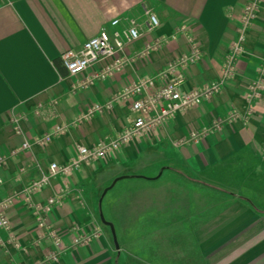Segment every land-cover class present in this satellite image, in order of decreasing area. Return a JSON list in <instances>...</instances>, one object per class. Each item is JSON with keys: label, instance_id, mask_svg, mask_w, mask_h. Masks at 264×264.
Segmentation results:
<instances>
[{"label": "crops", "instance_id": "0c3cea01", "mask_svg": "<svg viewBox=\"0 0 264 264\" xmlns=\"http://www.w3.org/2000/svg\"><path fill=\"white\" fill-rule=\"evenodd\" d=\"M246 1L0 0V199L11 196L5 214L16 242L0 231L7 241L0 244V264L43 258L55 249L47 229L56 232L61 245L46 264H161L145 254L146 243L153 240L161 243L149 247L153 251L178 243L187 250L190 243L201 264H261L264 84L251 101L245 91L264 60V0L233 73L217 93L140 131L105 156L57 174L28 194L24 190L51 161L64 162L78 144L94 145L129 123V100L112 98L125 84L157 75L188 51L179 24L202 50L199 59L172 71L183 76L180 88L218 78ZM145 9L155 14L157 26L147 28ZM115 17L119 27L133 19L139 36L114 56L68 74L60 54L79 47L99 28H111ZM115 58L123 60L119 70L93 77ZM109 99L108 108L85 114L93 103ZM63 125L45 142L20 146ZM229 166L236 167V186L213 184L212 178ZM49 196L57 200L41 227L31 204ZM94 229L96 237L71 245L76 233Z\"/></svg>", "mask_w": 264, "mask_h": 264}, {"label": "built area", "instance_id": "2783aa9c", "mask_svg": "<svg viewBox=\"0 0 264 264\" xmlns=\"http://www.w3.org/2000/svg\"><path fill=\"white\" fill-rule=\"evenodd\" d=\"M261 0H247L238 16L236 33L230 41L223 60L219 68V76L216 79L205 81L204 83L181 89L180 83L183 76L179 73L172 74L178 66L194 62L202 55L201 46L195 37L189 33L184 23L177 26L179 32L186 33L188 51L182 54L174 61L168 63L166 67L157 75L142 76L125 84L112 99L129 100V107L132 117L129 123L119 131L115 132L107 139H102L94 145L78 144L75 155L64 161H51L47 169L39 174L37 178L29 181L24 190L28 194L31 191L47 184L55 175L66 174L76 168L83 162H89L106 155L108 151L118 148L127 143L133 136L142 130L153 128L167 119L171 118L174 113L180 109L191 107L198 104L201 100L211 97L217 93L222 85V81L229 77L235 67V60L242 53L247 29L256 15L258 5ZM147 17V28L158 25V19L155 14L149 10H144ZM119 19L112 18L109 21L111 28H99V30L87 37L77 48H68L60 54V63L68 74L78 73L84 70L91 62L103 57L114 56L119 52L126 43L136 39L140 32L137 24L133 19L122 27L118 26ZM158 39L156 42L161 41ZM155 42V43H156ZM155 43L153 45H155ZM123 63L122 59L115 58L110 63L105 64L100 70L93 74V77L103 78L120 69ZM158 80H162L157 83ZM264 84V60L257 67L256 76L249 81L245 91L246 101H251L259 96ZM93 103L85 113L89 115L101 109L108 108L111 100ZM65 126H57L54 132H45L33 137L32 141H23L21 147H27L33 142L42 143L47 141L53 133L61 131ZM11 196L0 199V231L9 229V222L5 214V207L9 203ZM57 200L54 196H49L45 201L31 204L34 219L38 226H46V214L51 205ZM47 236L54 245L43 258L30 264H46L49 260L57 257L60 240L56 232L47 229ZM98 231L94 229L89 233H76L71 240V245H79L89 241L90 237H96ZM8 242L16 244L14 237L8 231ZM0 237V244L6 242Z\"/></svg>", "mask_w": 264, "mask_h": 264}, {"label": "rangeland", "instance_id": "374dc122", "mask_svg": "<svg viewBox=\"0 0 264 264\" xmlns=\"http://www.w3.org/2000/svg\"><path fill=\"white\" fill-rule=\"evenodd\" d=\"M259 6V5H258ZM259 66V65H258ZM257 66V67H258ZM236 167L229 166L222 174L221 176H215L212 178L213 184H218L222 187H226L228 189H233L236 186L235 182V174L234 169ZM155 243L154 240L146 243L147 250L145 251V254L148 258V260L159 262L161 264H201V261L199 259V253L196 251L193 247L190 246V243H188V248L185 250V243H178L179 245L174 249L169 248H163L161 250L153 251L150 250L149 247H152L154 245H160L161 243ZM164 245V244H163ZM171 245V244H170ZM182 245V246H181ZM176 249V250H175ZM261 264H264V259L261 260Z\"/></svg>", "mask_w": 264, "mask_h": 264}, {"label": "trees", "instance_id": "16d2710c", "mask_svg": "<svg viewBox=\"0 0 264 264\" xmlns=\"http://www.w3.org/2000/svg\"><path fill=\"white\" fill-rule=\"evenodd\" d=\"M59 62H60V59H59ZM59 62L55 61L56 65H57L58 67H60V66H59ZM60 65H61V63H60ZM61 66H62V65H61Z\"/></svg>", "mask_w": 264, "mask_h": 264}]
</instances>
